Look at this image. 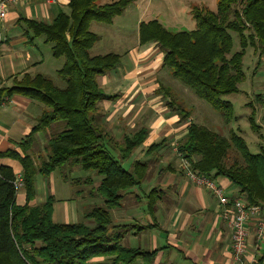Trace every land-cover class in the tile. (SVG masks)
<instances>
[{
  "label": "trees",
  "instance_id": "obj_1",
  "mask_svg": "<svg viewBox=\"0 0 264 264\" xmlns=\"http://www.w3.org/2000/svg\"><path fill=\"white\" fill-rule=\"evenodd\" d=\"M132 1L70 0L68 11L60 10L52 22L24 19L33 34L30 38L42 36L51 44L52 55L63 58L56 73L65 86H56L41 73L25 72L12 76V85L0 88V105L13 94L43 104L30 133L17 143L21 154L13 149L0 151V157H12L21 164L26 193L25 203L17 204L15 174L11 167L0 165V264H137L138 260L140 264H153L157 249L123 246L121 239L129 226L115 224L112 217V210L122 206L123 193L144 178V163L136 160L131 169L123 163L143 143L147 129L125 134L118 142L101 122L99 102L115 95L106 94L97 77L116 69L120 55L90 53L98 39L89 29L90 23L111 22ZM192 17L195 28L189 31L169 32L155 21L142 23L139 40L155 42L163 52L162 67L228 121L232 104L222 97L237 92L245 78V49L250 46L256 52L257 66L264 55V0H217L214 10L194 9ZM231 32L239 40L234 52ZM157 91L168 96L167 107L177 111L180 119H188L190 111L181 102L174 105L169 99L174 95L170 87L160 84ZM260 97L257 95V100L262 102ZM261 105L264 107L263 102ZM249 120L253 128L264 130V108L261 125L256 124L254 113ZM56 123L61 124L56 125L57 131L47 138L41 156L35 160L29 153L35 134ZM158 145L151 144L148 150ZM231 147L239 157L228 162ZM176 148L194 171L213 178L226 177L247 204L264 205V146L253 154L235 132L226 137L190 122ZM64 167L65 181L91 184V192L103 198L102 206L84 213L93 225L54 222L53 196L34 203L36 174L48 176ZM77 169L101 176L99 184L93 185L92 176L72 178L71 173ZM157 192L153 188L147 193L150 208L159 197Z\"/></svg>",
  "mask_w": 264,
  "mask_h": 264
},
{
  "label": "crops",
  "instance_id": "obj_2",
  "mask_svg": "<svg viewBox=\"0 0 264 264\" xmlns=\"http://www.w3.org/2000/svg\"><path fill=\"white\" fill-rule=\"evenodd\" d=\"M69 1L30 0L8 8L1 27L0 88L12 85L14 75L41 73L37 68L43 64L44 57L39 42H44V38L31 39L33 34L24 19L52 22L60 10L68 11ZM119 55L120 65L97 77L104 92L115 95L99 102L101 122L118 142L125 134L147 129L143 143L123 163L131 169L138 160L145 164L146 171L139 185L123 193L122 206L115 209V224L129 226L121 239L122 245L157 249L153 264H237L231 253V230L221 217L222 207L217 198L211 190L192 183L179 168L174 147L185 136L189 123L197 122L191 115L190 122L180 119L176 111L167 107V97L157 91L159 84H163L160 78L163 52L155 42L136 40ZM42 109V103L24 95L7 97L0 105V151L13 149L21 154L17 143L30 133ZM56 125L35 134L29 150L35 160L41 156L47 138L57 131ZM151 144L159 145L148 150ZM0 165L11 167L15 175L22 172L21 164L12 157H0ZM53 172L48 176L36 174L34 203L53 196L54 222H82L78 220L80 216L81 220L85 219L86 211L81 203L86 197H79L81 194L77 192L73 195L72 183L64 179H61L64 195L60 193L59 183L49 185L48 178ZM95 176L93 182L98 177ZM215 180L230 197L244 199L226 177L218 176ZM153 188L159 197L150 208L147 193ZM25 194L22 185L16 191L17 204L25 203ZM257 219L258 215L254 214L247 220L245 264H264V234L261 239L256 236ZM140 263L138 260L137 264Z\"/></svg>",
  "mask_w": 264,
  "mask_h": 264
},
{
  "label": "rangeland",
  "instance_id": "obj_3",
  "mask_svg": "<svg viewBox=\"0 0 264 264\" xmlns=\"http://www.w3.org/2000/svg\"><path fill=\"white\" fill-rule=\"evenodd\" d=\"M114 0H101V2H110ZM217 0H134L130 2L120 15L115 16L111 22H91L89 29L98 35V39L90 48L92 54H105L113 52L122 53L129 45L139 40L140 25L155 21L169 32L189 31L195 28V20L192 17L194 9L214 10ZM233 38L234 52L239 47V40L235 33L231 32ZM40 40V39H38ZM140 41V40H139ZM51 44L39 42V49L43 53L44 62L37 68V71L50 77L54 84L60 88L65 86V81L56 73V69L61 67L63 58L53 57L50 50ZM258 56L248 46L243 56V71L245 78L238 84V91L228 93L222 98L229 100L232 104V112L228 121H225L222 114L214 109L206 100L199 98L195 92L186 87L179 80L174 78L168 69L162 68L160 78L162 85L170 87L174 95L169 99L174 105L180 102L184 108L190 111L193 120L198 124H203L209 129L229 137L231 132L243 137L251 153H257L264 146V130L260 127L253 128L250 124L249 117L254 113V119L257 125H261V116L263 113L264 103V55L261 57V64L257 66ZM160 85V84H159ZM257 95L261 96L262 102L257 100ZM168 98V96H165ZM172 110V109H171ZM174 111V110H173ZM177 112V111H176ZM189 115V116H190ZM99 118V117H98ZM190 122L189 119H186ZM57 125L61 123H56ZM115 156V151L112 152ZM235 157H239L234 147L228 151L227 161L231 162ZM66 174V167L57 168L50 178L49 185L54 186L55 182L60 184L63 195L62 175ZM95 176L94 172L77 169L71 173V177ZM185 175V174H184ZM186 176V175H185ZM96 177V176H95ZM94 177V178H95ZM101 176H98L95 182ZM48 185V186H49ZM49 186V187H51ZM135 188V187H134ZM144 188V185L142 186ZM139 192V188L136 187ZM92 185L86 182L80 184H71L70 192L75 195L78 191L83 199L82 209L87 211L93 206H102L103 198L96 193H92ZM112 217L115 222V209L112 210ZM80 216L78 221L90 225L89 220Z\"/></svg>",
  "mask_w": 264,
  "mask_h": 264
},
{
  "label": "built area",
  "instance_id": "obj_4",
  "mask_svg": "<svg viewBox=\"0 0 264 264\" xmlns=\"http://www.w3.org/2000/svg\"><path fill=\"white\" fill-rule=\"evenodd\" d=\"M30 0H0V43L1 27L6 17L8 8L11 5L21 4ZM174 151L179 157V168L186 177L194 184L207 188L213 192L217 198L221 209V217L228 223L231 230V253L237 264H245V253L247 245V220L250 215H258L256 236L261 239L264 234V205H249L243 199L230 197L222 186H220L215 178L198 173L190 167L187 159L177 151L176 146ZM14 185L16 189L23 185L21 173L15 175Z\"/></svg>",
  "mask_w": 264,
  "mask_h": 264
}]
</instances>
